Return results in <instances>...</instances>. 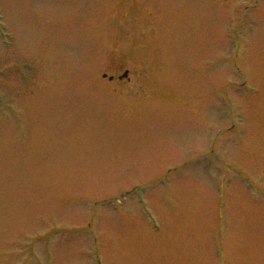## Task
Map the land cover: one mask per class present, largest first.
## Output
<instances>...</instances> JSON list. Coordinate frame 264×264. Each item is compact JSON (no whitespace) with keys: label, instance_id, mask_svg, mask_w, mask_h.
I'll use <instances>...</instances> for the list:
<instances>
[{"label":"rangeland","instance_id":"rangeland-1","mask_svg":"<svg viewBox=\"0 0 264 264\" xmlns=\"http://www.w3.org/2000/svg\"><path fill=\"white\" fill-rule=\"evenodd\" d=\"M0 264H264V0H0Z\"/></svg>","mask_w":264,"mask_h":264},{"label":"water","instance_id":"water-1","mask_svg":"<svg viewBox=\"0 0 264 264\" xmlns=\"http://www.w3.org/2000/svg\"><path fill=\"white\" fill-rule=\"evenodd\" d=\"M127 76V74L126 73H124V77H126ZM112 79V78H111Z\"/></svg>","mask_w":264,"mask_h":264}]
</instances>
